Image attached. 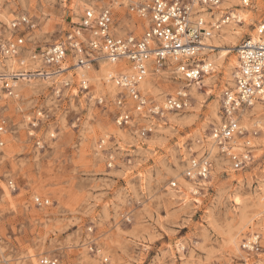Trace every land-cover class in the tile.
Returning a JSON list of instances; mask_svg holds the SVG:
<instances>
[{"label":"rangeland","instance_id":"rangeland-1","mask_svg":"<svg viewBox=\"0 0 264 264\" xmlns=\"http://www.w3.org/2000/svg\"><path fill=\"white\" fill-rule=\"evenodd\" d=\"M144 1L0 0V28L7 35L21 15L34 24L23 31L28 50L0 58V74L43 67L30 52L65 41L85 8L96 4L110 6L116 33L140 35L144 20L130 7ZM214 11L213 21L232 16L220 30L242 33L199 54L213 67L218 58L210 74L186 84L173 68L151 70L149 83L140 84L149 106L163 109L169 96L187 93L183 109L139 114L129 101L132 121L119 125L124 108L117 100L127 94L102 75L107 60L88 63L80 78L82 64L72 55L57 76L19 79L13 95L2 92L0 264H264V103L241 120L254 154L243 168L235 170L210 142L221 121L222 92L233 83V47L255 37L264 0L248 6L220 0ZM83 32L88 40L90 32ZM204 155L210 176L195 186L185 171L193 157ZM36 197L49 203L39 205ZM248 241L259 247L248 248Z\"/></svg>","mask_w":264,"mask_h":264},{"label":"built area","instance_id":"built-area-1","mask_svg":"<svg viewBox=\"0 0 264 264\" xmlns=\"http://www.w3.org/2000/svg\"><path fill=\"white\" fill-rule=\"evenodd\" d=\"M104 3L106 0H97ZM248 6L251 0H242ZM220 0H147L131 5L130 9L144 20V30L140 35L133 32L118 34L114 27V16L109 5L96 4L85 8L81 21L67 32L66 40L52 44L44 49H34L30 59L35 64L41 62V68L34 70H11L0 74V97L2 92L13 95L19 79L38 75L51 78L62 73L67 57L74 56L77 64L87 65L98 58L110 62L124 61L131 67L130 72H118L110 76L118 87L126 92V97L117 100L119 107L124 108L117 117L119 125L130 124L132 114L127 107L129 101L134 103V110L139 114H160L165 110H180L187 106L188 94L182 91L171 95L165 102L164 109L149 106L148 100L141 92L140 84L151 70L173 68V72L186 82H199L205 71L198 58L204 48L205 40L212 37L225 20H214L215 8ZM23 27V28H22ZM34 27L27 15H21L11 21L9 35L0 28V58L8 59L20 56L28 50L23 31ZM83 31H89L90 37L85 40ZM98 54L100 57H95ZM21 65L25 59H20ZM86 84V80H83ZM87 87L86 85L84 86ZM264 103V22L257 26L255 37L245 38L237 48V65L233 83L222 92L221 121L213 128V139L221 153L227 156L235 170L247 165L253 157V146L247 130L241 120L258 103ZM6 119L0 115V135L5 131ZM150 131V129L145 130ZM244 136L242 146L237 139ZM4 144L0 136V146ZM242 147V151L236 149ZM211 162L208 156L193 157L185 171L195 186L210 176ZM173 187L177 186L172 181ZM39 205L49 203L48 199L36 197ZM258 248L256 242L248 241ZM44 264H55L45 259Z\"/></svg>","mask_w":264,"mask_h":264},{"label":"bare ground","instance_id":"bare-ground-1","mask_svg":"<svg viewBox=\"0 0 264 264\" xmlns=\"http://www.w3.org/2000/svg\"><path fill=\"white\" fill-rule=\"evenodd\" d=\"M232 15H233V17H234V13H232ZM227 21V23L230 21V19H229V21H228V19L227 20H225V22ZM237 22L238 23H241V19L240 20H237ZM220 28V27H219ZM242 30L240 29V28H235V29H233L232 30V28H226V29H223V30H216L215 32L216 33H214L213 35H212V37H210V38H208L207 40H205V46H204V48H202V52H205L207 49L208 50H212L213 48H220V46H221V42H223V41H226V40H229V39H231V38H233V37H235L236 35H238V34H241L242 32H241ZM231 48V47H230ZM233 48H238V44L237 45H234V47ZM215 50V49H214ZM227 51H229V49H224L223 50V52H227ZM223 55H225L224 53H223ZM6 60V59H5ZM102 60H107V59H105V58H102ZM101 60V61H102ZM200 61H202V66H203V69H204V71H205V73H207L208 71H209V74L211 73V71H213V69H214V67H215V64L217 65V63H218V58L216 59L215 57H213V62H214V67H213V63H212V61H210V60H207L206 61V59H200ZM10 62V61H9ZM103 63V66H102V69H101V71H102V75L105 77V79L109 82V80H110V76L112 75V74H115V73H118L119 71L120 72H125V73H127V72H130L131 71V67H129L128 65H126L124 62H122V61H116V62H110L109 60H107V61H102L101 62V64ZM10 64V63H9ZM81 65V64H80ZM236 65H237V59L235 60L234 59V69H235V67H236ZM84 67H85V65H81L79 68L81 69L80 71H79V77L81 78V77H85V76H87L86 75V73L84 72ZM235 71V70H234ZM149 73H150V71H149ZM85 75V76H84ZM234 75V72H233V74H232V76ZM38 75H36L35 77H37ZM233 78V77H232ZM27 79H28V77H27ZM111 81V80H110ZM182 81H184L186 84H188L185 80H182ZM149 83V81H148V79L146 78L144 81H142V83H141V85L142 86H145V85H147ZM190 83H195V82H190ZM85 85V84H84ZM143 88V87H142ZM192 88H193V90H198V84H192ZM111 89V88H110ZM112 89H113V87H112ZM114 90V89H113ZM112 90V91H113ZM115 91V90H114ZM245 116V115H244ZM210 139L211 140H213V141H210L211 142V144H212V147L213 146H215V141H214V139H213V135L210 137ZM194 189V188H193Z\"/></svg>","mask_w":264,"mask_h":264}]
</instances>
